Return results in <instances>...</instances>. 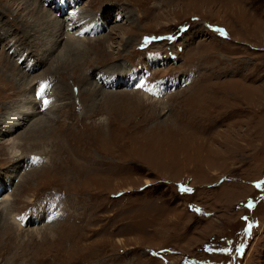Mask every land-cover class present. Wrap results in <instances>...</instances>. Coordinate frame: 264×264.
Here are the masks:
<instances>
[{
  "label": "rangeland",
  "instance_id": "374dc122",
  "mask_svg": "<svg viewBox=\"0 0 264 264\" xmlns=\"http://www.w3.org/2000/svg\"><path fill=\"white\" fill-rule=\"evenodd\" d=\"M52 1L0 0V264H264V0H80L109 17L88 41ZM151 52L174 60L148 80L188 81L145 100L97 80ZM27 100L42 113L2 134Z\"/></svg>",
  "mask_w": 264,
  "mask_h": 264
},
{
  "label": "bare ground",
  "instance_id": "6f19581e",
  "mask_svg": "<svg viewBox=\"0 0 264 264\" xmlns=\"http://www.w3.org/2000/svg\"><path fill=\"white\" fill-rule=\"evenodd\" d=\"M46 2H48V1H46ZM80 4H81V2H80V0H53V3H50L49 5L47 4V6L49 7L50 5H52L53 7L52 8H50V9H48V11L50 12V10H51V13H53V14H55V16H52L51 15V13H50V15L52 16V17H57V15L56 14H58V15H64V16H66V17H70L71 16V21H69L68 23H65L66 21H68V20H66L65 22H63V24H64V29H66L67 31H69L70 30V28H68L67 27V25H69V26H71L72 27V29H77V31H76V36H78L79 37V40H82L83 38H84V35H86V33L87 34H91V33H95L96 34V36L98 35V34H100L101 32H102V30H103V28H104V25H106V22L108 21V19H109V17L107 18L106 17V20L105 19H103V18H101V17H96V18H94V19H91V21H89V22H83V18H80V17H78V16H76V14H77V12L76 11H78L77 9H79V6H80ZM41 12V11H40ZM11 14V13H10ZM19 16V15H18ZM42 16H44V13H43V15ZM68 17V18H69ZM13 18H14V16H13ZM18 18V17H17ZM8 21H11V20H9L8 19ZM15 21V20H14ZM79 23H81V25H79V26H77ZM46 28V27H45ZM74 30V31H75ZM51 35V34H50ZM50 35H48L47 37H49ZM65 35V34H64ZM56 42L58 41V40H60L61 38H62V36H63V33H58V31H57V33H56ZM72 37H70V35H66V37H68V42H76L77 40L76 39H74V36L73 35H71ZM46 37V38H47ZM47 39H49V38H47ZM69 39H70V41H69ZM86 41H88L89 39H86V38H84ZM94 40H96V39H94ZM154 39H152L150 42H152ZM90 41H92V40H90ZM148 41V39H143L142 40V42H144L142 45H143V47L145 46V43H148L147 42ZM149 42V43H150ZM66 47L68 48V50L70 51V52H72V48H69V44H66ZM53 48H54V45H53V47H51V48H49L48 49V51H52L53 50ZM68 50H67V53H68ZM65 55V54H64ZM25 57V56H24ZM57 59H59V57H57ZM24 61H23V59H21V63L20 64H22ZM4 65V64H3ZM75 66V65H74ZM156 68H160V67H154V68H152V69H150V70H154V69H156ZM29 69L30 68H27V72L25 71V72H23L22 74H20L19 75V79L18 80H16L14 77V81H16L15 83H16V85L17 86H19L17 89L19 90V91H24L23 90V85L25 86V85H27V86H29V85H33L34 86V83H32L33 82V80L34 79H36V78H32L31 79V77H29V74H28V71H29ZM1 70V69H0ZM150 70H148V77H146V81L148 80V78H149V76H150ZM113 75V77H114V79H112V78H109V77H106L107 75ZM99 75V79H97V80H99V83L104 87V88H107V89H109V87H108V84L110 83V82H112V84H114V80H122V81H124L125 79L127 80V82H134V79L133 78H131V77H128V73L126 74V76H118L117 74H115L114 75V73L112 72V73H108V74H106V73H104V72H101V73H99L98 74ZM102 75V76H101ZM104 75V76H103ZM9 76H11V74L10 75H8V77ZM9 79V78H8ZM78 78H76V80H77ZM27 80H28V82H27ZM42 80V79H41ZM25 81L27 82L26 84H25ZM83 81H84V79L82 80V78L80 79V80H78V82L79 83H83ZM19 82V83H18ZM178 82V81H177ZM25 88V87H24ZM111 88H114V87H111ZM117 88V87H116ZM126 88L127 89H130L129 88V86L128 85H126ZM36 89H37V91H36V93H35V97L37 98L38 96H39V94L40 93H42L43 92V84H42V81L41 82H39L38 84H37V87H36ZM112 90V89H111ZM32 91V90H31ZM89 91V90H88ZM87 91V89H86V92H88ZM29 92V91H28ZM85 92V93H86ZM29 94V93H28ZM94 94V93H93ZM25 96V95H24ZM40 96H41V98L40 99H42V106H44V107H42V106H40V104L38 105L37 104V102H35L34 100H32V101H30L29 102V100H27L28 101V103H25V105L27 104V106H25V107H23V106H21V107H23V108H21V110H17L15 113L13 112V113H8L7 115V117L4 119V124H3V128H2V130H1V133L2 134H8V133H10L11 131L13 132L15 129H17L20 125H21V123H23L24 121L26 122V121H29L31 118H34L33 116H35V115H37V114H39V113H42V112H44V111H47V108H48V106H47V104H44L43 103V101L45 100L44 99V96L43 95H41L40 94ZM89 96H92V94H91V92L89 93ZM144 95H141V96H139L138 95V97L139 98H144L145 99V96L143 97ZM26 97H27V95H26ZM33 97H34V95H33ZM32 96L30 97V98H33ZM162 98V97H161ZM35 99V98H34ZM39 99V98H38ZM37 99V100H38ZM146 99H148L147 97H146ZM145 99V100H146ZM36 100V99H35ZM41 108L43 109V111L42 112H39L40 110H41ZM37 126L39 127V124H33L32 125V128H30V130L26 133V134H31V133H33V132H37ZM11 146V145H10ZM14 156H16V155H14ZM33 165V164H32ZM0 182H1V178H0ZM8 185V184H7ZM2 188V187H1ZM1 188H0V190H1ZM3 190H8V188L7 189H5V188H3ZM3 192H1L0 191V195L2 194ZM7 202L9 201V198H6L5 199ZM41 210V209H40ZM36 216V215H35ZM35 216L33 215L32 217L33 218H35ZM41 218H44L43 217V215L40 217V218H38L39 219V221H40V219ZM13 219H14V221L15 222H17V220H16V218H14L13 217ZM29 220H31V216H30V219ZM13 221V220H12ZM21 222H19V225L20 224H26V222H23L22 220H20ZM32 221H33V219H32ZM31 221V222H32ZM12 224H14V223H10V227H12ZM17 225V228H18V224H16ZM25 227V226H24ZM3 228V227H2ZM14 229V228H13ZM12 229V230H13ZM6 230H7V228H6ZM31 231V230H30Z\"/></svg>",
  "mask_w": 264,
  "mask_h": 264
},
{
  "label": "snow or ice",
  "instance_id": "6c2138e0",
  "mask_svg": "<svg viewBox=\"0 0 264 264\" xmlns=\"http://www.w3.org/2000/svg\"><path fill=\"white\" fill-rule=\"evenodd\" d=\"M43 103H44V104H47V103H48V101H47V100H45V101H43Z\"/></svg>",
  "mask_w": 264,
  "mask_h": 264
}]
</instances>
